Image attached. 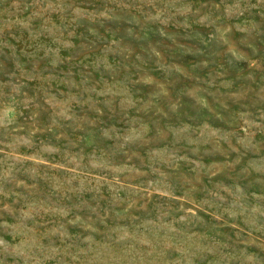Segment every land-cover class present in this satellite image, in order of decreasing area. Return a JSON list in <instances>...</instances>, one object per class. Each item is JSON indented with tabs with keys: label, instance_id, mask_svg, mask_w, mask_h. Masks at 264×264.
I'll return each instance as SVG.
<instances>
[{
	"label": "rangeland",
	"instance_id": "1",
	"mask_svg": "<svg viewBox=\"0 0 264 264\" xmlns=\"http://www.w3.org/2000/svg\"><path fill=\"white\" fill-rule=\"evenodd\" d=\"M0 264H264V0H0Z\"/></svg>",
	"mask_w": 264,
	"mask_h": 264
}]
</instances>
